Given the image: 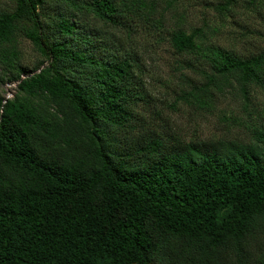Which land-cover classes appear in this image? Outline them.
I'll return each instance as SVG.
<instances>
[{"label": "trees", "instance_id": "obj_1", "mask_svg": "<svg viewBox=\"0 0 264 264\" xmlns=\"http://www.w3.org/2000/svg\"><path fill=\"white\" fill-rule=\"evenodd\" d=\"M198 7L199 25L184 28ZM224 35L255 51L218 44ZM254 40L264 43V0L0 10V72L16 84L0 96V264H264V48ZM23 41L38 54L32 67ZM163 42L196 75L180 74L175 103L211 115L236 98L241 115L223 121L246 139L187 138L163 115L144 66L146 47Z\"/></svg>", "mask_w": 264, "mask_h": 264}, {"label": "rangeland", "instance_id": "obj_2", "mask_svg": "<svg viewBox=\"0 0 264 264\" xmlns=\"http://www.w3.org/2000/svg\"><path fill=\"white\" fill-rule=\"evenodd\" d=\"M13 7V0H0V10H8ZM199 8V7H198ZM188 9L186 11L184 28L189 26H198L200 22V8ZM208 16H212V12H206ZM168 24H172L173 20L167 16ZM217 43L226 48H235L236 51L242 55H248L255 51L254 47L244 42L233 43L232 38L226 35L219 36ZM256 49L264 48L262 41H255ZM23 63L30 67L34 66L38 61L37 52L27 42H22ZM148 54H145V69L148 71L147 86L148 89L160 100L158 108L162 111L163 115L168 119L175 122L180 128L182 133L187 138L193 137H237L247 138L244 128L226 124L223 120V113L226 116L241 115L240 101L231 96L226 97L219 103V111L223 113H213L211 115L199 113L194 108L187 107L182 102L175 103V100L179 94V78L183 73L187 77L195 78L196 75L191 70L181 69L178 70V62H182V59L174 55L168 46L167 42L162 44L152 45L149 48L146 47ZM16 84L8 82L6 77L2 76L0 72V96L6 99H10L15 93ZM254 95V93H253ZM258 98L264 100L261 94H258ZM175 105V107H174Z\"/></svg>", "mask_w": 264, "mask_h": 264}]
</instances>
